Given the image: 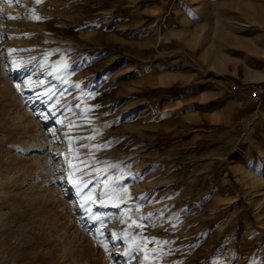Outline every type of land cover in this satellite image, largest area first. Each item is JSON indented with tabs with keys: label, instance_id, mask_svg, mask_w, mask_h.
<instances>
[{
	"label": "rangeland",
	"instance_id": "rangeland-1",
	"mask_svg": "<svg viewBox=\"0 0 264 264\" xmlns=\"http://www.w3.org/2000/svg\"><path fill=\"white\" fill-rule=\"evenodd\" d=\"M242 2L0 0V264H264V0Z\"/></svg>",
	"mask_w": 264,
	"mask_h": 264
},
{
	"label": "snow or ice",
	"instance_id": "snow-or-ice-1",
	"mask_svg": "<svg viewBox=\"0 0 264 264\" xmlns=\"http://www.w3.org/2000/svg\"><path fill=\"white\" fill-rule=\"evenodd\" d=\"M9 2H13V0H9ZM36 3H40V0H36ZM35 19L39 20L40 17L36 16L34 17ZM11 51H14V50H11ZM13 64H16L15 61L12 62ZM21 83H23L26 87H29V90L30 89V81L28 80H22ZM21 83H17L15 84V88L17 90V92H20L21 95H23V91L24 89H22L21 87ZM78 87V85H77ZM47 95V93H45ZM41 119L44 120V121H47L50 119L49 115L47 114H44V113H40L39 114ZM56 123L57 124H62V121H60L59 119L56 120ZM69 128L73 127L72 123L69 122V124L67 125ZM63 135L67 136V133H64ZM54 140L56 139L55 135H53L52 137ZM90 139H94V137H90ZM71 141L69 142V150L71 151ZM81 147H87V145H81ZM60 153H55L53 154V159H58L60 157ZM65 159L67 160V157H65ZM73 159H76L78 160L79 163L81 164H84L85 167H87V160H84V161H79V157H73ZM67 167L69 169L67 175H64L63 173H60V177H61V183H68L71 181V186L76 190V194L79 195L80 193L83 192V190L85 188L88 187V184H89V181H86L83 179V177L85 175H87V173L80 167H74L71 160H68V163H67ZM54 175L56 173H53ZM124 194L127 195L128 194V190L127 188H125L123 190ZM109 195L108 192H104V193H101V196L102 197H107ZM141 199H144V200H148L149 197L147 196H144V197H141ZM96 200H95V196L94 194L89 191L87 194L81 196L80 198V203H79V206L81 209H83L84 211H86L87 213H89V217L94 220V221H101V217L99 215H94L92 214V208L91 207H88L87 205L89 203H95ZM137 208H139V205L137 206ZM102 235V233H101ZM113 237H115V233L112 234ZM127 235V234H125ZM105 249H107L108 245L107 244H104L102 245ZM125 256H129L130 253L129 252H125L124 253Z\"/></svg>",
	"mask_w": 264,
	"mask_h": 264
},
{
	"label": "built area",
	"instance_id": "built-area-1",
	"mask_svg": "<svg viewBox=\"0 0 264 264\" xmlns=\"http://www.w3.org/2000/svg\"><path fill=\"white\" fill-rule=\"evenodd\" d=\"M250 97L255 102H260L264 97V82L255 84L250 89Z\"/></svg>",
	"mask_w": 264,
	"mask_h": 264
},
{
	"label": "bare ground",
	"instance_id": "bare-ground-1",
	"mask_svg": "<svg viewBox=\"0 0 264 264\" xmlns=\"http://www.w3.org/2000/svg\"><path fill=\"white\" fill-rule=\"evenodd\" d=\"M243 4H246V0H243V2H242ZM246 6H248V5H246ZM230 7L232 8V9H236V7L237 6H231V5H229L228 6V11H230ZM235 19H236V17H231L230 15H228V17L226 18V23H227V25H229V26H231V25H235L236 24V22L237 21H235ZM242 25H244V26H250L251 25V23L250 22H247L246 24L245 23H242ZM11 57V56H10ZM15 57V56H14ZM154 70V69H153ZM152 70V71H153ZM10 183V182H9ZM2 187V186H1ZM0 187V188H1ZM16 188V187H15ZM14 192V191H13ZM11 195V194H10ZM68 236V235H67ZM72 237V236H71ZM70 237V238H71ZM77 237V236H76ZM67 238V237H66ZM69 239V238H68ZM67 239V240H68ZM62 240H63V238H62ZM72 243V242H71ZM69 246H70V244H69ZM74 246H76V245H74ZM68 248V247H67ZM74 249V248H73ZM75 252V251H74ZM65 253V252H64Z\"/></svg>",
	"mask_w": 264,
	"mask_h": 264
}]
</instances>
